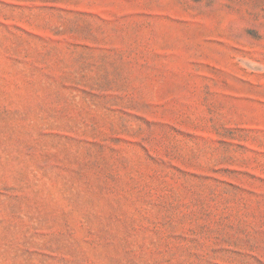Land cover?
<instances>
[{
    "label": "rangeland",
    "instance_id": "374dc122",
    "mask_svg": "<svg viewBox=\"0 0 264 264\" xmlns=\"http://www.w3.org/2000/svg\"><path fill=\"white\" fill-rule=\"evenodd\" d=\"M0 264H264V0H0Z\"/></svg>",
    "mask_w": 264,
    "mask_h": 264
}]
</instances>
